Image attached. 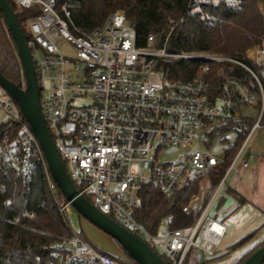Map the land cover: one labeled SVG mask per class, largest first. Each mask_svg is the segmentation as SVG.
Instances as JSON below:
<instances>
[{
	"label": "built area",
	"instance_id": "2783aa9c",
	"mask_svg": "<svg viewBox=\"0 0 264 264\" xmlns=\"http://www.w3.org/2000/svg\"><path fill=\"white\" fill-rule=\"evenodd\" d=\"M13 1L22 8L41 10L29 20L27 43L45 121L78 190L121 226L150 246L154 243L155 251L169 264H185L192 248L205 261L216 258L227 224L211 215V208L227 178L249 166L247 158H242L246 140L208 193L193 224L173 227V217L167 215L153 232L135 217V206L143 186L173 199L190 181L216 170L234 145L223 148L222 157L203 149L201 144L215 131L216 126L209 128L211 123L227 124L238 112L244 118L241 106H251L259 109L252 129L264 125V34L247 50L248 60L209 52H174L168 46L169 34L151 33L140 46L136 28L122 12L85 31L72 20V0ZM62 42L73 47V55L62 52ZM180 59L203 63L191 78L166 77L165 64ZM217 61L231 62L245 75L220 69L214 85L210 71ZM76 97L89 102L76 104ZM0 108L9 114V125L0 133L2 175L27 186L39 168L44 172L45 191L36 206L29 196L20 204L17 194L3 200L4 206L17 211L12 221L34 219L48 198L68 230L52 244L50 256L38 257L35 264H129L98 250L71 227L68 215L73 206L52 177L29 122L2 85ZM171 146L189 149L174 161H164L161 149ZM0 189L5 191L6 185ZM196 198L195 193L182 205L184 212L194 209Z\"/></svg>",
	"mask_w": 264,
	"mask_h": 264
},
{
	"label": "trees",
	"instance_id": "16d2710c",
	"mask_svg": "<svg viewBox=\"0 0 264 264\" xmlns=\"http://www.w3.org/2000/svg\"><path fill=\"white\" fill-rule=\"evenodd\" d=\"M16 13L26 40L31 36L28 28L31 17L41 12L38 6L22 8L8 0ZM65 0H59L60 3ZM260 0H72V20L85 31L105 23L107 17L116 12L126 15L129 23L134 26L138 34L140 46L146 44L147 36L151 33L169 34L168 46L174 52H209L221 56H229L241 60H248L247 50L255 46L264 34L263 12L257 7ZM202 61L180 59L165 64L166 77L188 79L194 76ZM210 74L213 84L218 83L217 71L225 69L230 73L244 76L245 73L231 62L217 61L211 64ZM0 72L21 87H25L24 68L18 53L16 42L8 28L7 20L0 8ZM256 118L246 116L241 118L240 130L234 148L226 152L224 161L212 173V183L215 185L222 179L230 161L244 143L250 133ZM234 120L221 126L223 132L229 130ZM9 120L1 122L0 133L5 131ZM215 132L210 134L214 136ZM201 179H195L186 184L173 199H167L155 188L143 186L138 192L135 206V217L149 230L155 232L160 220L172 215L173 227H184L193 224L199 216L202 207L184 212L182 205L189 197L197 193ZM6 185V190L0 189V264H35L38 257L48 258L52 251V244L68 234L56 207L48 200L38 209L34 219H24L15 224L12 219L16 210L4 206L3 200L17 194L20 204L26 197H30L33 205L41 200L45 191L44 172L42 168L36 171L31 182L26 186L24 182L6 178L0 172V185ZM80 189V186L77 185ZM230 191L240 204L246 198L233 188ZM88 200L91 197L86 194ZM258 229L245 234L230 246V250L239 248L250 241ZM264 244V239L250 251L240 262L245 261L254 251ZM155 250V248L152 246ZM129 264H139L127 252ZM218 258V256L216 257ZM163 259L167 261L165 257ZM215 259V258H214ZM212 261V260H208ZM208 261L198 258L197 261H186L185 264H207Z\"/></svg>",
	"mask_w": 264,
	"mask_h": 264
},
{
	"label": "rangeland",
	"instance_id": "374dc122",
	"mask_svg": "<svg viewBox=\"0 0 264 264\" xmlns=\"http://www.w3.org/2000/svg\"><path fill=\"white\" fill-rule=\"evenodd\" d=\"M257 7L263 12L262 14L264 20V0L258 1ZM28 28L30 30V26H28ZM60 49L65 54H74L73 47L67 42H62L60 44ZM262 68L263 67L258 68L257 72L260 73ZM87 102H89V99L87 98L76 97L75 99L76 104H85ZM240 110V112H242L245 116L257 117L259 114V109L251 106H241ZM8 119L9 114L4 109L0 108V124L1 122H5ZM234 121L235 123L231 126V128L225 132L221 130V126L223 125H220L218 122L211 123L209 128L216 126L214 131L215 135L212 137L209 136L208 142L202 143L201 147L203 149L209 150L219 157H222L224 154L223 148L230 146L231 144L234 145L238 131L241 129V115L239 112L236 114ZM163 149L164 148L161 149V159L164 161H174L179 157L181 152L188 150L189 147L183 148L182 146H171L165 148L164 150ZM248 150H251V155H249L247 158L250 167L245 169L242 174H231L227 178L224 186L220 190L216 202L211 208V215L217 217L218 219L228 217L227 222L229 228L221 246L218 249V258L208 261L207 264H237L260 243L259 241L253 246L249 247L248 241L239 248L231 251L229 255H225V253L230 250V246L235 243L240 236L235 238V240L233 237L238 235L240 231H243L244 228L246 229L249 225L254 224L251 230H264V125L252 129L248 134L246 139L245 153L242 158H244ZM211 176L212 174H206L203 178H201L199 189L196 193L197 198L193 206L194 209L202 207L206 201L208 193L214 187ZM230 188L238 189L245 195H252L253 191L256 190L253 199L257 205L262 206L263 211L254 207L248 202L240 204L235 195L230 191ZM251 206L255 208V211H251ZM237 212L239 217L235 215ZM232 215L234 217H232ZM68 218L71 227L74 230L81 232L82 235L98 250L113 255L114 257H119L125 260L127 259L128 256L126 251L115 238L84 218L73 207L71 208ZM251 230H247L248 232L245 234L249 233ZM150 244L156 250H158V247L154 243L151 242ZM200 257V251L198 249L192 248L186 261H197Z\"/></svg>",
	"mask_w": 264,
	"mask_h": 264
},
{
	"label": "water",
	"instance_id": "95a60500",
	"mask_svg": "<svg viewBox=\"0 0 264 264\" xmlns=\"http://www.w3.org/2000/svg\"><path fill=\"white\" fill-rule=\"evenodd\" d=\"M0 8L16 42L26 80L25 87H21L0 72V85L7 90L19 105L24 117L37 136L45 153L52 177L61 192L79 214L115 238L139 264H169L146 241L100 211L78 190L74 181L70 178L42 112L41 94L37 83L34 62L24 32L9 1L0 0ZM249 154L250 151L247 152L246 156H249ZM263 263L264 244L241 264Z\"/></svg>",
	"mask_w": 264,
	"mask_h": 264
},
{
	"label": "crops",
	"instance_id": "0c3cea01",
	"mask_svg": "<svg viewBox=\"0 0 264 264\" xmlns=\"http://www.w3.org/2000/svg\"><path fill=\"white\" fill-rule=\"evenodd\" d=\"M248 151H250V154L249 155H251V150H248ZM247 151V152H248ZM247 152H246V154H247ZM246 154H245V157L246 158H248V156H246ZM250 167V164H249V166L248 167H246V168H243L242 169V172L240 173V174H242L243 173V171L245 170V169H248ZM238 175V174H237ZM234 189V188H233ZM236 191H238L239 193H241L245 198H246V201L245 202H248V203H251L254 207H256V208H258V209H260V210H262L263 211V209H262V206H260V205H257L255 202H254V199H253V196H254V194H255V192H256V190L255 191H253V193H252V195H245L244 193H242L241 191H239L238 189H235ZM253 206H251V211L253 210V211H255V208L253 207ZM260 206V207H259ZM257 214H259V213H257ZM256 214V215H257ZM235 215H237L238 217H239V215H238V212L237 213H235ZM231 217V216H230ZM229 217V218H230ZM232 217H234L233 215H232ZM222 220H224L225 222H226V224H227V231H228V217H223V218H221ZM235 220H237V219H235ZM240 223H241V220H240ZM254 226V224L253 225H249L246 229L244 228V230L243 231H240V233L238 234V235H235L234 237H233V239L235 240V238H238L239 236L241 237L243 234H245L246 232H248L247 230H251V228ZM252 230H254V229H252ZM251 230V231H252ZM250 231V232H251ZM239 237V238H240ZM264 239V230H259L258 229V231H257V233L255 234V236L251 239L252 241H249V243H248V245H249V247H251V246H253L255 243H257V242H259V241H261V240H263ZM248 247V248H249ZM247 248V249H248ZM229 255V254H228Z\"/></svg>",
	"mask_w": 264,
	"mask_h": 264
}]
</instances>
